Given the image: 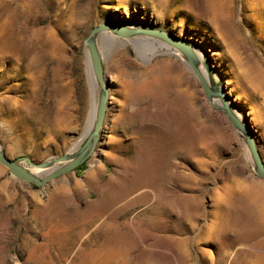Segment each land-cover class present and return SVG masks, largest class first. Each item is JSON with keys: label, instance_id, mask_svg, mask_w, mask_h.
<instances>
[{"label": "rangeland", "instance_id": "374dc122", "mask_svg": "<svg viewBox=\"0 0 264 264\" xmlns=\"http://www.w3.org/2000/svg\"><path fill=\"white\" fill-rule=\"evenodd\" d=\"M203 1L0 0L5 155L41 163L85 139L92 89L97 97L85 39L105 23L164 31L196 48L264 164V91L244 79L248 71L264 83V0L227 4L220 18L237 43L211 23ZM48 34L55 43L42 52ZM9 37L21 48L16 73L7 71L13 55L3 60ZM106 37L98 45L108 101L92 155L43 187L0 165V264H92L93 251L104 264H200L202 252L213 260L218 249L221 264L264 260V238L244 197L255 188L264 201V181L242 138L180 55L144 63L131 40ZM57 97L66 119L55 129ZM182 240L183 254L173 246Z\"/></svg>", "mask_w": 264, "mask_h": 264}, {"label": "water", "instance_id": "95a60500", "mask_svg": "<svg viewBox=\"0 0 264 264\" xmlns=\"http://www.w3.org/2000/svg\"><path fill=\"white\" fill-rule=\"evenodd\" d=\"M102 36L125 40L149 38L165 43L178 52L201 84L210 106L225 115L232 128L242 138L248 150L255 174L264 181V164L250 127L235 114L231 105L227 102L224 88L214 82L211 70L200 60L201 58L196 48L183 43L164 31L132 26H115L105 23L92 28L85 39L87 58L90 63L94 85L97 87L93 124L89 133L79 145L69 152L58 158L49 159L41 163H33L25 156L9 159L0 147V165L6 168L12 177L19 181L34 184L37 187H43L48 182L80 167L94 152L108 101V88L104 79L101 52L98 45V41ZM201 67L204 69L205 74L201 72ZM215 101L217 104H213Z\"/></svg>", "mask_w": 264, "mask_h": 264}, {"label": "bare ground", "instance_id": "6f19581e", "mask_svg": "<svg viewBox=\"0 0 264 264\" xmlns=\"http://www.w3.org/2000/svg\"><path fill=\"white\" fill-rule=\"evenodd\" d=\"M203 2L205 5V8L210 13L211 23H213L218 28H220V30H222L229 38H231V40L233 42L237 43V40L232 37V34L229 31V28L227 27V20H225L223 17L220 18V16L224 13L225 9H229V6H227V4L230 3V0H204ZM51 32H50V34H51ZM50 34H48V36L46 38H44L42 41V47H43L42 52L47 51L49 47L51 48V45L54 41L53 38H55V37L50 35ZM105 38L107 39L106 36L101 37V41H104L103 39H105ZM54 43H55V41H54ZM131 43L134 45L137 56L144 63H149L152 59H154L156 56H159V55H168V56L179 57L178 52L173 50L167 44L162 43V42H158V41H155V40H152L149 38L134 39V40H131ZM1 49H3V51H5V54H6V56L3 58V60L5 58H7L8 53H11L13 55V56H10L12 58V61L10 62V68L7 71H8V73H16L15 56L19 57L20 51H21V48L18 45V40L16 42L15 39H13L12 37H9L8 39H6L4 42L1 43ZM86 61H87L88 76H89L90 82L94 86V80H93V76H92V72H91L90 63H89L88 59ZM27 70H29L28 67L24 68V73ZM203 70L204 69L201 67V72L204 73ZM58 79H60V74L58 72H56L54 75V79L52 80L53 87L55 89L58 88V83H57ZM244 79L249 84L248 89H251L252 91H254L256 93L264 91V83L257 80L255 78V76L252 75L251 72L247 71L244 74ZM148 85H149V87L152 86L153 82H152V85H151V83H148ZM92 96H93L92 115H91L89 123L86 126V129L84 131L83 139L87 136V134L89 133L91 126L93 124L94 109H95L94 89H92ZM60 101L61 100L57 97L56 98V106H57L56 107V120H55V124H54L55 129L61 128L63 122L66 119L64 113L62 112L63 110H61L62 108H61V102ZM213 104H217V102L215 101V102H213ZM0 107H1V105H0ZM78 145H79V143H78ZM254 189H247L245 191L244 197L246 198L247 202L250 205H252V207L254 208L255 227L257 229L256 230L257 234L261 238H264V201L262 199L263 195L260 196L259 192H257ZM230 199H231V197H230ZM186 243H187V240L175 241L173 246H175V248L178 249V251H180L183 254L185 252ZM171 252L173 253V251H171ZM201 255H202V259H201L200 264H221L224 260V255L221 253V251H219V249L217 251L216 257L213 260L207 259V253H205V252H202ZM96 256H97V252L93 251L91 253V257L94 260L92 264H104V263H99V261L97 263V261H96L97 257ZM183 264H198V263H197V261L191 260V263L184 261ZM255 264H264V260L262 259Z\"/></svg>", "mask_w": 264, "mask_h": 264}, {"label": "trees", "instance_id": "16d2710c", "mask_svg": "<svg viewBox=\"0 0 264 264\" xmlns=\"http://www.w3.org/2000/svg\"><path fill=\"white\" fill-rule=\"evenodd\" d=\"M79 168V167H78Z\"/></svg>", "mask_w": 264, "mask_h": 264}]
</instances>
